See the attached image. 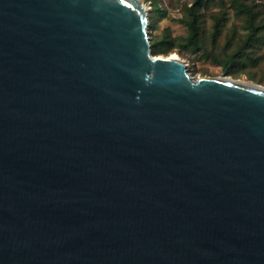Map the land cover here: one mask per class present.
I'll use <instances>...</instances> for the list:
<instances>
[{
    "label": "water",
    "instance_id": "water-1",
    "mask_svg": "<svg viewBox=\"0 0 264 264\" xmlns=\"http://www.w3.org/2000/svg\"><path fill=\"white\" fill-rule=\"evenodd\" d=\"M137 0H0V264H264V88L153 56Z\"/></svg>",
    "mask_w": 264,
    "mask_h": 264
},
{
    "label": "rangeland",
    "instance_id": "rangeland-1",
    "mask_svg": "<svg viewBox=\"0 0 264 264\" xmlns=\"http://www.w3.org/2000/svg\"><path fill=\"white\" fill-rule=\"evenodd\" d=\"M141 2L148 9L149 41L165 36L173 40L175 48L169 55H175L184 62L192 79L226 78L264 88V0L206 1L198 12L199 50L184 48L188 33L183 22L192 21L188 8L192 6L193 0ZM240 5L254 15V24L260 27L253 46L247 47L243 43L249 28L246 15L239 11ZM154 6L158 10L155 11ZM214 28H217L215 36ZM239 62L243 66L238 65Z\"/></svg>",
    "mask_w": 264,
    "mask_h": 264
},
{
    "label": "trees",
    "instance_id": "trees-1",
    "mask_svg": "<svg viewBox=\"0 0 264 264\" xmlns=\"http://www.w3.org/2000/svg\"><path fill=\"white\" fill-rule=\"evenodd\" d=\"M206 1L209 0H193L192 6L188 8V13L192 17L191 22H183L185 27L187 28V37L184 48L191 49H200L201 41H200V20L198 12L205 6ZM240 12L246 15L247 24L249 28V33L244 38L243 43L245 46H253L255 43L254 37L259 32L260 27L255 26L254 24V15L243 5H240ZM154 10H158L156 6H154ZM216 23V22H215ZM216 29L214 28L213 36L216 34ZM150 48L153 56L162 55L164 57L169 56L171 50L175 48L173 40H168L165 36L163 38H155L150 39ZM240 50V48H239ZM238 65L243 66V63H238Z\"/></svg>",
    "mask_w": 264,
    "mask_h": 264
},
{
    "label": "bare ground",
    "instance_id": "bare-ground-1",
    "mask_svg": "<svg viewBox=\"0 0 264 264\" xmlns=\"http://www.w3.org/2000/svg\"><path fill=\"white\" fill-rule=\"evenodd\" d=\"M137 1H139V2H141V0H137ZM146 9H147V7H146ZM148 10V9H147ZM168 58H172V59H174V58H177L175 55H169V56H167Z\"/></svg>",
    "mask_w": 264,
    "mask_h": 264
}]
</instances>
